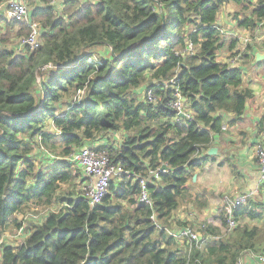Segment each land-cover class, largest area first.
I'll return each instance as SVG.
<instances>
[{"label":"trees","instance_id":"trees-1","mask_svg":"<svg viewBox=\"0 0 264 264\" xmlns=\"http://www.w3.org/2000/svg\"><path fill=\"white\" fill-rule=\"evenodd\" d=\"M7 1L0 0V230L29 203L62 207L30 227L21 245H2L0 264H235L254 251L264 229H229L223 209L226 234L207 220L198 226L180 221L178 227H192L201 237L191 252L186 241L157 228L151 214L171 227L169 219L183 204H207L189 183L206 162L216 161L206 153L215 135L242 119L255 96L241 69L217 58L224 45L217 19L228 2L252 7L237 24L253 28L264 18V0H96L79 6L32 0L31 17L44 30L36 50L13 46L29 27L1 10ZM237 43L230 40L228 48ZM100 48L109 57L98 58ZM173 79L192 121H177L170 106ZM144 86L155 91L156 104L139 98ZM226 113L233 118L225 123ZM120 130L128 133L121 144L97 149L111 152L113 163L138 178L112 180L96 206L80 191L62 193L61 184L78 176L66 156ZM38 137L60 158L50 171H34L30 155ZM163 163L168 169L150 177ZM219 164L236 171L227 160ZM145 176L153 208L138 199ZM243 215L263 218L264 202L249 200L235 210Z\"/></svg>","mask_w":264,"mask_h":264},{"label":"crops","instance_id":"crops-1","mask_svg":"<svg viewBox=\"0 0 264 264\" xmlns=\"http://www.w3.org/2000/svg\"><path fill=\"white\" fill-rule=\"evenodd\" d=\"M251 9L252 7L241 11V8L239 9L234 3L225 4L217 19L224 44L217 51V58L221 62L241 67L244 83L254 90L255 96L248 101L242 119L233 125L226 124L227 129L215 135L214 146L218 148L215 155L216 161L206 162L203 168L194 174L197 178L189 183L190 188L202 195L207 204L204 202L205 205L201 208L193 203L180 206L169 219L173 229H176L180 221L187 225L190 223V225L198 226L200 224H197L198 222L207 220L221 227L223 231L225 227L221 225L219 218L223 209V194L246 192L255 188L259 183L260 164L257 147L258 145L264 146V58L258 60L257 54L264 55V24H261L260 20L253 28L237 24L238 18L251 16ZM237 10L239 14L236 16ZM232 39H237L238 43L234 49L230 50L228 42ZM236 50L239 51L237 55ZM223 117L226 123L233 118V114L226 113ZM103 142L106 141L97 139L92 144ZM222 160L234 163L236 171L233 172L228 164H219ZM240 219L241 216H238L239 223ZM246 220L249 219L243 217L242 221L245 222L243 224L249 223V225L246 224L249 227L262 226L255 221ZM258 245L264 247V232L258 238L255 248H259ZM250 255L252 254H246L247 264H260Z\"/></svg>","mask_w":264,"mask_h":264},{"label":"built area","instance_id":"built-area-1","mask_svg":"<svg viewBox=\"0 0 264 264\" xmlns=\"http://www.w3.org/2000/svg\"><path fill=\"white\" fill-rule=\"evenodd\" d=\"M68 0H51V4H62ZM1 10L6 14L9 18L14 19L16 21L25 22L28 24L29 32L27 35H24L20 38V46H29L31 50H36L40 47L41 40V30L42 25L32 19L31 17V9L28 6L25 0H8L6 6ZM264 24V18L260 22ZM187 52L193 53L194 47L191 43L188 44L186 48ZM236 55L239 53L236 50ZM237 58V56H236ZM235 60V59H234ZM234 61H232L233 63ZM229 64V63H228ZM230 65V64H229ZM233 67H239L236 65H231ZM243 72L242 68L239 67ZM171 84L175 87L173 91L174 99L170 102L171 108L174 109L176 112V119L177 121H184L188 119L189 121L194 120V114L190 109L187 108V103L185 97L182 95L179 87L176 85L174 79L171 81ZM143 94L147 97V100L152 103L156 104L157 96L153 89H146ZM184 117V119L180 118ZM227 129L226 124L223 126V130ZM57 134L61 133L60 129L56 130ZM37 142L41 144L42 138L38 137ZM98 142V141H97ZM105 143V142H103ZM102 144V143H101ZM100 145L98 143L91 144L87 146L80 147L76 149L73 153L66 158L72 163L75 169H81L82 174L80 175V179L78 182L81 184L80 186V194L83 195L88 203L91 206H96L100 204L103 198L109 192V187L111 181L116 177V179H120L123 175H134L130 173V171L125 170L120 163H113L112 156L105 152V150L97 149V146ZM50 153V152H49ZM51 156L58 158L54 154L50 153ZM257 156L259 158L260 164V173H259V183L257 186L251 190L246 192H242L239 194H230L225 193L223 194L222 201H223V211L224 215L228 221L229 229H234L238 225L237 216H235V210L238 207L246 205L249 200L254 199L256 195L259 194V191L262 186H264V146L258 145L257 147ZM159 170H150L149 176L150 177H159ZM135 176V175H134ZM150 177H143L141 178V192L138 195V199L140 202L147 203L151 208H153V200L150 197L149 191L147 189V183ZM135 178H138L135 176ZM152 221L156 224L157 228L165 229L171 236H173L176 240L181 241L182 243L186 241L188 244V251L191 252L193 246L192 242L194 241L196 245L199 246L198 242L200 241L201 237L197 234V232L193 231L189 227L184 228H176L171 229L167 226H164L158 219V215L156 211L153 210L151 214ZM20 231L23 230V225L19 228ZM1 243V241H0ZM245 253L252 254L255 261L260 264H264V251H245ZM242 255L235 264H245L244 256ZM249 256V257H250Z\"/></svg>","mask_w":264,"mask_h":264},{"label":"rangeland","instance_id":"rangeland-1","mask_svg":"<svg viewBox=\"0 0 264 264\" xmlns=\"http://www.w3.org/2000/svg\"><path fill=\"white\" fill-rule=\"evenodd\" d=\"M25 1L27 2L30 9H32V7H33L32 0H25ZM74 1H76L77 6H79L80 3H84L86 1H96V0H74ZM13 46L14 47H20V43L18 41H16ZM99 53H100V55H97L98 58H99V56L109 57L108 51H106L105 49L100 48ZM146 89H147V87L144 86L143 88L139 89L141 91H139V90L137 91L139 98L143 96L144 91ZM80 96H82V93H80ZM50 125H51V123H49L48 126H50ZM127 135H128V133H126L123 130L111 131V132H107L106 134L102 135V136H104L103 138L100 135L97 137V139H103L104 141H106L105 143H108L111 146L117 147L119 144H121L125 140V137ZM25 137L27 140H29V138L26 135H25ZM32 144H34L35 149L30 156L32 157L33 162H34V171H35V169L36 170H44V171L52 170L53 165L56 164L60 160V158L59 157L56 158V157L51 156L50 153L52 151H50L47 147H45L44 144L40 145V143L36 142V139H35V141L32 142ZM105 152L112 156L111 152H109L107 150H105ZM74 167H76V166H74ZM75 173L78 174L77 180L69 182L67 184H64V183L61 184L60 189H62V193H67V191H74V193H76V195H77V192L80 191L81 184L78 182V180L80 179V175L82 174V170L81 169H75ZM33 180L34 179H31V181L29 182L30 185L32 183H34ZM113 180L117 181L116 177ZM254 199H257L258 201L264 202V186L261 187L259 194L256 195L254 197ZM252 201H254V200L252 199ZM61 207L62 206L59 204V202L54 203L52 206H51V204L47 205V204L29 203L28 205L24 206L23 210L20 213H15L14 215H12L10 217V219L8 220L9 223L5 226V228L0 230V241H1V243H0V255H1V248H3L2 245L12 244L14 247L21 245L22 242L27 238L28 231H29L30 227H32L34 224L41 223L46 216L51 214L53 211H59L61 209ZM243 217H247L249 219L246 221H255L257 224L262 225V226H259L260 228L264 229V217L261 219H251L248 216L243 215V216H241V219H240L241 222L239 223V221H238V225H240V224L244 225L243 223H245V222L242 221ZM19 223H21V225H23L22 231H20V229H19L20 228V226H18ZM246 224L249 225V223H246ZM169 228H171V227H169ZM227 232H230L228 230V227L224 228V230H223L224 234H226ZM258 246H259V248L256 247L254 249V251H256V253L258 251H261L264 249L263 246H260V245H258ZM257 248L259 250H256ZM244 254H246V253L244 252L243 255ZM244 262H245V264H247L246 256H244Z\"/></svg>","mask_w":264,"mask_h":264},{"label":"water","instance_id":"water-1","mask_svg":"<svg viewBox=\"0 0 264 264\" xmlns=\"http://www.w3.org/2000/svg\"><path fill=\"white\" fill-rule=\"evenodd\" d=\"M44 32V30L42 29L41 30V34ZM123 55V54H121ZM264 58V55H261V54H257V59L258 60H261ZM218 152V148L216 146H213L211 148L208 149V151L206 152L207 154L209 155H216ZM168 169V166L167 164L163 163V165L161 166V171H164V170H167ZM197 178V175H194V180Z\"/></svg>","mask_w":264,"mask_h":264},{"label":"clouds","instance_id":"clouds-1","mask_svg":"<svg viewBox=\"0 0 264 264\" xmlns=\"http://www.w3.org/2000/svg\"><path fill=\"white\" fill-rule=\"evenodd\" d=\"M143 97V96H142ZM160 170H161V168H160ZM238 218V217H237ZM238 220V219H237ZM186 227V226H185ZM188 227V226H187ZM176 228H178V226L176 227ZM179 228H181V227H179ZM182 228H184V227H182ZM190 228V227H189ZM193 231H195V230H193ZM196 232V231H195Z\"/></svg>","mask_w":264,"mask_h":264}]
</instances>
